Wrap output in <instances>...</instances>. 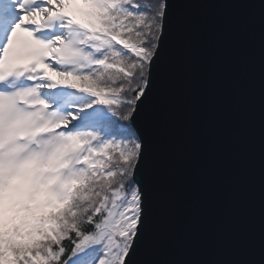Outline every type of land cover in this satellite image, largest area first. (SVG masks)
I'll return each mask as SVG.
<instances>
[{"label": "snow or ice", "instance_id": "snow-or-ice-1", "mask_svg": "<svg viewBox=\"0 0 264 264\" xmlns=\"http://www.w3.org/2000/svg\"><path fill=\"white\" fill-rule=\"evenodd\" d=\"M169 0H0V264H137L135 127Z\"/></svg>", "mask_w": 264, "mask_h": 264}, {"label": "water", "instance_id": "water-1", "mask_svg": "<svg viewBox=\"0 0 264 264\" xmlns=\"http://www.w3.org/2000/svg\"><path fill=\"white\" fill-rule=\"evenodd\" d=\"M135 127L137 264H264V0H169Z\"/></svg>", "mask_w": 264, "mask_h": 264}]
</instances>
